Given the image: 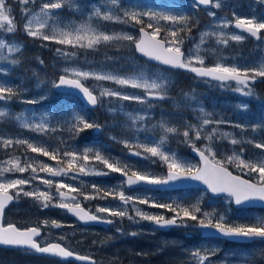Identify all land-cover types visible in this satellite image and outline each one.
<instances>
[{
    "label": "rangeland",
    "instance_id": "obj_1",
    "mask_svg": "<svg viewBox=\"0 0 264 264\" xmlns=\"http://www.w3.org/2000/svg\"><path fill=\"white\" fill-rule=\"evenodd\" d=\"M49 2H56V0H28L27 3H24V0H5V7L11 10L9 12V18L12 21V25L14 26V28L12 32H9V25L6 21L2 22L3 27H0V34L2 35L0 39H3L5 43V47L0 49V84L12 87L15 93V95H13L11 99L0 101V106H6L8 109V115L0 118V120L12 122L14 125L22 129H27L23 127L24 123L35 125L40 124L43 121L48 126L47 130L42 132L32 130L33 134L28 135V140L35 141L39 144H43L45 141H48L46 139L44 140L43 138H49V132L51 138L55 139L58 137V129L55 127L54 121L51 122V119L47 115H37V113L30 112L27 109L29 107L28 101H37V97L40 94L48 92V89L45 88L47 87V85L43 81H40L41 77H37L35 83L34 81H31V77H27L25 80H28L30 85L23 86L24 83H27L20 80L19 84L12 86L9 82H7V80H10V73L11 69L13 68L12 61L14 59L12 58L7 60L6 58L15 55H26V53H24V43L18 39H15L17 38V35H15L17 30L21 35L23 34L28 38L43 40L40 37H32L28 35L25 31V25L28 23L29 19H32V28L33 30H36L38 28L37 21H43L45 19L40 15V8L44 3ZM61 2L64 5L63 8L61 10H53V13L49 17H47V26L43 30V34L51 35L55 30L74 31L75 28L81 25H85L94 29L97 33L104 32L108 35H131L133 38L135 37V33L132 28L118 29L115 28L112 24L115 21H104L95 16L94 13L96 8L100 9L101 14H105L108 12L114 14L112 10V1L101 0V2H88L87 0H61ZM219 2L221 4L220 8H216L214 6L217 3V0L213 2L214 10H210L208 12L209 21L205 25H203V27H201L192 44L186 49L185 60L188 59L190 53L195 56L196 46L200 45L199 55L204 60L203 65L207 61H213V66H215L217 63H220L228 67H239L242 71L244 69L259 68L261 64H264V34L261 35V38L259 40L254 41L250 39V37H248L246 34L233 29L232 22L236 17H254L258 22L264 21V0H219ZM217 9L221 11L215 12V10ZM148 12L164 13L169 15L168 9H153L148 10ZM211 13H214L215 15H210ZM233 13H235V17ZM16 16H18L21 20L23 18L20 24H18L19 19H17V22L13 21ZM148 21L155 26V28L151 30L152 32L157 27H159V23L162 20L148 19ZM226 22L231 26L223 27V24ZM262 32H264V30H262ZM204 33H208V35L203 37L202 42L201 37ZM221 33L224 34V38L228 39L227 44L218 42L217 38ZM86 35L91 36L92 33H87ZM231 35H243L244 39L239 42L233 41L230 39ZM168 41L170 42V40ZM48 42L59 44L54 40H48ZM127 42L128 40H112L107 43L102 42L94 48L81 47L79 44L63 45L67 48L76 50L77 52H79V55H73L74 57H70L69 54L68 56H64L65 52L62 53V51H60V53L58 54L54 53V56L56 58L52 62V67L56 74L61 73L85 82L90 87V89L94 91L100 98L101 108L105 114L109 116H113L116 113L121 114L127 119V121L130 123L129 125L131 126L134 125L132 119L129 118V114H131L132 117H135L137 115L144 117L142 121L136 122L134 126L138 130V128H142L144 126L143 122L152 115V104L150 103L151 97L147 96V91L141 88L121 86L110 80L96 79L95 76L99 74L111 73L121 77L142 75L149 81L153 79H163L167 83V87L165 90H167L172 85L175 76L171 72L160 67L156 68L143 61H137L134 58L135 54L133 50H131L126 45ZM83 43L86 44L87 39H85ZM114 44L117 45L116 48L120 52L119 54H115V49L113 48ZM229 44H241L246 47L252 46V55L247 59L222 57L220 54L222 50L220 51V48L226 47ZM99 45L106 46V51L103 53L105 58H112L114 60L121 61V68H124V64H126L122 61L130 62V67L132 68L131 73H120L116 70L110 69L109 65H111V63L106 64L103 59L92 60L86 58V53L95 51V49H97ZM9 46L18 47L19 50L15 52H9ZM31 51H33V49ZM122 51H124L125 54L121 53ZM70 54L73 53L70 51ZM28 58L29 60L31 59L30 57ZM118 66L119 65H117L116 67L118 68ZM192 66L196 67L201 65L194 62ZM33 68L35 71L37 70V67H35L34 65ZM74 70L80 72H88L92 75H90L88 78L77 77L74 74ZM47 76H50V74H47L46 77ZM54 80L55 79H52V84L54 83ZM238 87L242 86L237 85L236 83L234 85L226 84L222 85L221 89L229 90L233 94L240 95L246 98H250L252 96V94L244 95L242 92L237 91ZM247 87L251 89L250 84ZM105 90L119 91L122 94H127L130 96L136 95L146 97V102L140 104L135 101L118 100L115 97L101 96V93ZM244 91H247V88L244 89ZM251 92L253 93L252 89ZM67 96L71 97V95ZM11 103H15V105L20 106L18 109H14L10 105ZM193 110L194 112L198 113L193 114L191 118H183V121L181 120L173 124L172 126L165 124L167 127H175L178 129V133L167 134L166 142L163 146V150L166 153H176L177 156L184 162L197 166V161L193 157L178 152V146L174 144H172V148H170L169 142H179V144H181V148H179V151H184L185 148H190L191 145L184 141L182 135L183 131L188 125H194L199 128L204 119H209L212 122L210 123V129L213 130V128H215L216 131L221 133V137L223 139L221 140L219 136L214 135L213 139H215V142L213 140L211 141L215 145H212V150L216 153V160H218V158H223L224 156H231L233 152L240 154L235 150L234 145L230 142L232 139L236 138L228 128V126H230L229 123H226V121L222 120L219 115H215V117H212L213 115L211 114L205 116L203 114L204 112H201V107L199 106H193ZM109 125L114 126V121H111ZM150 127V131L154 132V134H149L146 135L145 138L131 141L130 143L135 142V147L131 150L127 147L124 149L126 158L129 159H123V163L133 165L134 167L137 166V172H139L140 174H152L151 170L153 168L150 166V163L155 159H159L158 157H145L143 155L136 156L131 154L136 151H139L141 153L144 152L143 148H139L137 146L138 144H149V146H152V141H159L160 137L164 135V131L161 126L158 127L157 125H151ZM224 133H228L229 136L224 137ZM179 136L181 137V139H179ZM8 139H12L14 147H18V145L15 144V140H25V137L22 135L17 136L9 131H1L0 147L7 146L3 143V141ZM204 140L206 141V143L203 144ZM198 141L199 144L197 143ZM207 143H209V141L207 142L206 139H203L202 134L201 139L195 141V144L198 148H203ZM8 147L9 146H7L6 148ZM242 157L246 161H258L264 159V154L248 156L246 158H244V156L242 155L241 158ZM33 161L37 162V169L32 167L34 164ZM17 163L19 164V166L25 167L26 171L23 173L16 171L15 166ZM29 165L31 166V170L29 169ZM45 165L56 170L64 169L69 174L67 176H52L49 173L41 171L43 161H40L36 155H30L25 152L20 153L19 155L7 156L3 160L0 159V181L7 182L16 179H30L31 183L22 186L23 191L48 192L52 197L51 201L48 202L49 206L44 207L41 200H37L34 197L25 196L23 195V193H21L20 195L23 201L13 205L9 209L8 213V218H12V216H14V214L16 213L29 211L24 208L21 209L20 206H25L26 204H37V222H40V224L46 229L47 232L46 235H44V238H50L54 236L61 241H64L65 243L72 244L73 246L83 241L86 236L90 235H93L95 239L106 238L107 241L105 243H102L104 248H106V251L105 253H103V255L109 259L117 261V263L124 261L126 264H133L135 262L137 264H264V241H254L242 246L224 245L222 239L219 238L213 241H202L198 244H190L185 238H183V236L174 235L181 233L182 229H188L187 227L180 226L173 229L172 232L166 233V235L168 236H155L154 239L159 240L160 243L153 246L151 245L152 243H149V245L151 246H137L136 241L132 238L138 237L139 232L153 233V230L144 227L142 228L141 226H139V224L141 223H150V221L143 220L137 215V211L149 215H154V211H149V208L147 207L151 206L153 202L163 204L173 201H175L176 203L187 201L192 204H196L197 201H199V206H201L202 212L217 214L214 219L218 218L219 215H223L226 223H239L246 225H251L257 220H264V213L259 210L249 211L246 209L243 210V208H234L230 205V199L225 197L213 198L202 190H199V192L194 196H192L191 194H186L185 196L181 194H173L170 196H156L142 191L125 192L122 189L123 185L121 186V181L115 178V175L118 172L111 171L106 166L105 168L101 169L96 166L81 164L77 167V169H69L66 165ZM80 167L85 168L84 173L79 172ZM33 168L36 170L35 172L32 171ZM8 169L12 170L8 171ZM101 172L106 174H97ZM87 178H92L94 181L100 180L108 181L111 183V187L116 191L117 202L114 204H106L102 201L98 202L94 207V212L100 213L98 212L99 208H109L112 210L125 211L126 215L123 217V220H126L127 218L129 219V217H131V219L127 221L126 225L128 233H126L125 235L119 233L116 236L115 231L119 230L117 227V223L114 224L112 226V229L109 231L98 230L92 227H84L78 224L76 221L68 220L62 213H59L58 210L53 208L54 205H59L61 203H81L78 199H76L75 201L60 200L58 197V191L62 190L63 188H60L58 190L56 188V184L61 183L64 185H68L69 181H82L83 179ZM47 179L52 180V185H46L43 183V180ZM10 190H14V192L17 191V189ZM66 190L68 189L66 188ZM119 192H124L126 196H131L133 200H137L138 205H131L132 201H130L128 204H123L118 199ZM55 197L58 198V201L55 199ZM145 199L149 201L148 204L139 203L140 200ZM140 204L147 206L140 207ZM107 215H109V213H107ZM119 218L121 220V217ZM53 221H55L56 223L53 224ZM196 232L197 231L194 230H185L184 234H196ZM133 233H135V235H132ZM151 239V237L148 238V240ZM133 251L136 252L135 254L139 257H134L135 260H129V258H131L129 254ZM196 251H199L202 256H207V260L201 262L199 260V257L195 256L194 254ZM18 255H20L19 252L11 259H0V264H29L22 262L18 258ZM148 255H152V257L147 259L146 257H148ZM159 255L162 256L158 257Z\"/></svg>",
    "mask_w": 264,
    "mask_h": 264
},
{
    "label": "snow or ice",
    "instance_id": "obj_2",
    "mask_svg": "<svg viewBox=\"0 0 264 264\" xmlns=\"http://www.w3.org/2000/svg\"><path fill=\"white\" fill-rule=\"evenodd\" d=\"M28 0H24V3H27ZM113 4L116 3V0H112ZM212 0H193L194 5H209ZM63 3L61 0H56V2L44 3L40 8V15L45 19L43 21H37L38 28L33 30L32 23L33 20L29 19L28 23L25 25V31L28 35L32 37H40L41 39L48 41L54 40L62 45H75L79 44L81 47L94 48L100 43H107L112 40H128L133 41L134 38L131 35H108L104 32H96L89 26L81 25L74 29V31H64V30H55L51 35L43 34V30L47 26V17H49L53 10L63 8ZM138 6V5H135ZM216 8H220L221 4L219 0L214 5ZM11 10L5 7V0H0V27H3L2 22H7L9 27L8 31L12 32L14 26L12 25V21L9 18V12ZM95 16L104 20V21H118L121 23H130L135 21L138 24H142L141 17L146 16L149 20H163L170 22L172 24L181 25V29L183 30V26H186L188 23V18L185 16H176V15H168L164 13H156V12H135V11H124L121 15H114L111 12L101 14L99 8L95 10ZM27 15V13H26ZM210 15H215L211 13ZM235 17V13H233ZM229 23H224L223 27H230ZM235 28L239 29L242 33H247L252 37L260 38V33L264 30V21L258 22L254 17H236L235 18ZM148 28H152L153 25L149 23L147 25ZM160 32L159 28H156L152 32L145 31L144 27L140 28V39L134 41L135 48L138 52L144 54L145 56L160 61L165 65H169L177 68H186L191 72L197 74L200 77H211L214 80L220 81L222 84L225 82L235 81L237 85L242 87H238L237 91L242 92L244 95H251V89L247 86L250 83H254L257 77H264V64H261L259 68L252 69H244L243 71L239 67H228L224 66L220 63H217L214 67H195L192 66L193 63H199L203 65L204 60L199 55L200 45L196 46V55L193 56L191 53L187 60H185V54L181 51V46L183 40L180 36H178L177 32L173 31L170 33L173 38L172 41H165L158 39L157 36ZM75 33V35H74ZM87 33H92L91 36L86 35ZM208 35V33L202 34V42L203 37ZM87 39V43H83V41ZM218 42L227 44L228 39L224 38V34L221 33L217 38ZM230 39L233 41H242L244 39L243 35H231ZM5 47V43L3 39H0V49ZM18 47L9 46V52L18 51ZM59 51V49L57 50ZM13 64L17 63V61H12ZM42 63V61H41ZM67 71V70H66ZM74 74L77 77L88 78L90 73L88 72H80L75 71ZM96 79L102 80H110L114 81L116 84L121 86H129L133 88H141L147 91L149 97H154L156 99L163 100L165 99L164 90L167 87V83L163 79H153L149 81L144 78L142 75L140 76H128L121 77L118 75H114L111 73L99 74L95 76ZM55 87L62 86H72L78 89L85 98L86 102L92 106L97 105L98 97L93 95L88 88L84 87L80 82V79H69L66 76H61L59 78L58 83L54 84ZM247 88V91L244 89ZM15 95L12 87H5L3 84H0V101H6L11 99V97ZM101 96L115 97L118 100L125 101H135L137 103L143 104L146 102V97L136 96V95H127L122 94L119 91H111L105 90L101 93ZM28 103H36V101H28ZM111 110V109H110ZM242 111L247 110V106L244 105L241 108ZM203 112V109H201ZM8 115V109L6 106H0V118H3ZM129 118L132 119L133 125L135 126L136 122L142 121L144 117L135 116L132 117L129 114ZM75 123L72 125V128L77 132L82 131L84 129L89 128H99V125H95L93 123H89L81 116H74ZM212 123L209 119H204L199 128L194 125H188L183 131L182 135L184 141L189 143L193 150L198 153L200 159L203 161V166L198 167L196 165L186 163L181 158L177 156L176 153H166L163 150V146L166 142L167 134L170 133H178V129L175 127H167L165 124H161L163 128L164 135L160 137L159 141H152L151 145L149 144H138L139 148H143L144 152L141 153L139 151L133 152L131 154L136 156H145V157H158L160 160L166 163L167 165V175L165 177H154L151 173L148 174H140L139 172H133L131 176H128L127 171L125 170L127 166L120 167L114 163H109L108 158H104L97 151L94 155V159L98 162H102L108 169L114 172L122 173L126 177V184L129 187L135 185H151V186H162L169 185L176 182H184L188 180L200 181L207 186L208 189L211 190L212 193H227L230 197H234L235 204L241 205L245 201H249L252 199H260L264 201V159L258 161H246L241 158L243 155V150H241L240 154L233 152L231 156L226 157L223 161L216 160V153L212 150L211 141L213 140V134L216 132V129L213 128L212 133H209L206 137H204L209 143H207L203 148H197L195 141L201 139V134L204 126ZM219 123V122H217ZM82 125L83 127H79ZM237 127H241L240 125H236ZM24 128L29 130L42 132L47 130V124L43 121L40 124H29L24 123ZM194 134V135H193ZM224 137L229 136L228 133L223 134ZM233 145L240 144L241 141L232 139L230 141ZM3 143L7 146H11L13 144L12 139L4 140ZM16 145H27L29 149H31L34 153L42 152L44 156H50L47 150L35 147L28 140H15ZM126 147L131 149L132 145L128 141H124ZM255 147L261 150H264V143H257ZM207 153V154H206ZM65 158H70L68 163V168L73 169V161L77 160L76 152H65ZM53 159H56L55 156H52ZM83 159L87 161L89 159L87 153L83 156ZM226 164H235L237 168H240L241 171L247 170L249 173H258L259 174V184H253L249 180H244L240 176L233 175L232 172L228 170L225 166ZM29 167H31L29 165ZM12 169H8L11 171ZM15 170L21 173L26 171L25 167L19 166L17 163L15 166ZM33 172L36 170L33 168ZM41 171L49 173L52 176H67L69 173L64 169H53L48 167L47 165L42 166ZM79 172L84 173L85 168L80 167ZM100 175L106 173H97ZM31 183V180L28 179H16L7 182L0 181V214L3 213V210L6 204L12 201L15 197H18L21 193L28 197H34L37 200H41L43 202L44 207H48V202L51 201L52 197L48 192H26L23 191V187L26 184ZM43 183L46 185H52V180L47 179L43 180ZM68 185H64L61 183L56 184V188L59 190L60 188H66ZM10 189H17L15 194H10ZM73 191H75L73 189ZM61 199H75V197H67L65 193H59ZM105 197L112 195L111 192L104 193ZM87 198V197H85ZM114 198H117L114 196ZM118 199L123 204H128L130 201H133L131 196H126L124 192L118 193ZM141 204H148L149 201L147 199L140 200ZM58 207L64 208L69 212L75 214L82 221H100V217L97 215H91L83 212V209L80 207L79 203H75L74 205H70L68 203H61L57 205ZM156 207L165 208L172 211L175 215L172 218H165L164 216H156L149 215L146 213H142L137 211V215L143 219L150 222H153L158 227H168V226H189L187 224L188 220L196 221L195 227L199 229H207L215 232L217 235H222L229 238H234L236 240H248L255 241L261 240L264 241V220H257L255 223L251 225H236L232 226L225 222L224 216L219 215L218 218H215L217 214L210 212H203L201 218H198L197 213H201V208L199 206V201L196 204H193L189 207H185L182 205H174L171 203H163V204H155ZM98 212L100 213H109L111 216L121 217L123 218L126 215L125 211L120 210H112L109 208H99ZM131 219V217H129ZM111 223V220L107 221ZM56 222L53 221V224ZM59 226V225H57ZM40 235L39 228L31 227L26 229H20L16 227L14 224H8L6 227L0 225V245L25 248L34 250L37 253L41 254H51L58 257H72L74 255L73 252L67 250L62 247L60 244H47L46 246H41L36 237ZM132 235H135L133 233ZM195 256L199 257L201 262L207 260V256H202L199 251H196ZM81 260H90L89 257H78Z\"/></svg>",
    "mask_w": 264,
    "mask_h": 264
},
{
    "label": "trees",
    "instance_id": "obj_3",
    "mask_svg": "<svg viewBox=\"0 0 264 264\" xmlns=\"http://www.w3.org/2000/svg\"><path fill=\"white\" fill-rule=\"evenodd\" d=\"M144 2L148 4L147 7L152 6L155 9H159L161 7L168 8L172 10L170 11L171 15L185 16L188 18V23L186 26H183V30H180L181 25L172 24L167 21H165L162 26H159V36L161 38L172 41L173 38L171 37L170 33L175 31L177 32L178 36L182 38V45L184 46V48L190 45L191 42L195 39L196 34L199 30V25H204L209 20L208 16L205 13H202V15L199 17V9H196L194 6L184 0L137 1L138 4H142ZM131 5L132 0H119L118 8L120 15L124 11H135L143 13L141 8L130 10ZM143 17H141L142 24H138L135 21L132 22L136 23L134 24L136 26L147 27L148 22L145 20L146 17ZM18 19V24H20L21 19ZM15 35H17L18 40L24 41L23 35H21L18 30L16 31ZM26 40H28V42L26 43L27 47H29L30 49L27 48L26 52H24L26 53V55L15 56L13 58V61H17V63L13 64V68L11 69L10 73V80H7V82H9L12 86H15L19 84L20 80H22L23 82L27 83H24L23 86H27L30 85L28 80H25L27 77H31V81H34V83L36 82L37 77H41L40 81H43L47 85V87L45 88L48 89V92L40 94L37 97L36 103H31L29 108L27 109L31 112L47 114L52 120L57 121L59 123L57 124V126L59 127V135H57L58 137L56 139L50 138L43 144H39L35 141L28 140V135H32L33 131L29 132L25 130H19L24 133L25 140H28L35 147H40L47 150L49 153H51L50 156H44L42 152L34 153L27 147V145L23 144L18 145V147H14L13 143L12 149L15 150L16 153H21L22 151H24L27 154L36 155L40 161H43V166L45 164H58V166H68L70 158H65L64 153L76 152L77 160L73 161V169H77V167L81 164L96 166L103 169L105 168V165L102 162H98L94 159V155L98 151L102 157L108 158L109 163H114L120 167L127 166L125 170L130 173L137 172V166L134 167L133 165L123 163V159L126 158V154L124 153V149L126 148V146L122 141H128L130 143L131 141L139 140L146 135L154 134V132L150 131L151 125H157L159 127L161 126V123H163L172 126L173 124L181 120L183 121V118L189 119L193 114L198 113L194 112L193 106L201 107L205 116L211 114L213 115L212 117H215V115H219L222 120L230 124L228 128L233 133L236 140L241 141L240 144L234 145V148L239 153H241V150H243L244 158L248 156L264 154V150L255 147V144L257 143H264L263 77L256 79L254 83H250V87L253 90V93L250 98H246L240 95L233 94L229 90L221 89L222 86L219 83L199 79L188 70L176 71V79L174 81V84L169 89L164 91L165 99L160 100L154 97L150 99V103L152 104V115L143 122L144 126L142 128H138L137 130L134 126L128 125L129 122L121 114L116 113L113 116H109L103 112L101 106L96 110L86 109L82 107V105H80L73 97L67 98L62 94L55 93L52 89V79L56 78V73L52 67V62L56 58L54 56V53L58 54L60 49L64 47L39 39ZM251 47L252 46L246 47L241 44H229L226 47L220 48V51L222 50L220 54L222 57L227 58L247 59L252 55ZM32 49L33 51H31ZM58 49L59 51H57ZM71 51L74 55H79L75 50ZM121 53L124 54L123 51ZM27 56L31 59L29 60ZM111 61L112 63H114L113 66L111 65V67H116L118 61L112 58ZM126 64L131 65L130 62H126ZM33 65L37 67L36 71L34 70ZM47 74H50V76L46 77ZM4 86L8 87L7 85ZM244 105L247 106L246 111L241 110L242 106ZM74 116H81L89 123L99 125L101 127L100 131L96 133L94 127L77 132L72 128V125L75 123L73 119ZM111 121H114V126L109 125ZM236 125H240L241 127H237ZM210 126V124L204 126L202 130L203 139H205L204 137H206L209 133H212V129H210ZM79 127L82 128L83 126L79 125ZM5 128L8 130L14 129L12 126L4 122H0V131ZM214 135L219 136L220 139L223 140L220 132L216 131L213 136ZM179 139H181L180 136ZM213 141L215 142V139H213ZM134 143H130L132 145L131 149L135 147L136 144ZM197 143L199 144V141ZM204 143H206L205 140L203 141V144ZM172 144L178 146L177 148L179 151V148H181V144H179V142L177 141H171L169 142L170 148H172ZM211 144L215 146L212 142ZM179 152L181 154L189 155L188 148H185L184 151ZM86 153L89 157L87 161L83 159V156ZM6 155L7 153L5 152V150H2L0 147V159L8 156ZM52 156H55L56 159H53ZM226 157L228 156L218 158V160L223 161ZM33 163L34 164L32 167L37 169V162L33 161ZM150 166L153 168L151 170L153 176H161L166 169V164L159 159H155L154 161H152L150 163ZM225 166L234 173L241 174L248 179L260 183L258 173H249L247 170L241 171V169L237 168L235 164H226ZM115 178L119 179L117 177V174L115 175ZM66 188L72 191L74 189L75 191H73V193H75L77 198L82 201V204L84 206L89 207L91 210H94V207L98 202L102 201L104 203L111 204L115 203L117 199L114 198V196L117 197L116 191L113 190V188L111 187V183L108 181H91L84 179L81 181V183H70ZM108 192H111L112 195L105 197L104 193ZM142 192H146L151 195L156 194L157 196H170L172 194L149 190H142ZM178 193H181V195L183 196H185L186 194H191L192 196H194L198 192L194 190H184ZM170 203L174 205H182L185 207L193 205L192 203L187 201H183L180 203H176L175 201H173ZM155 204L158 203L153 202L151 206L140 204V207L147 206L149 209L154 211L153 213L156 216L171 217L175 215L169 209L156 207ZM246 210L251 211L253 209ZM259 211L264 213V211L262 210ZM202 213V211L201 213H197L198 218H201ZM27 217L29 216L18 213L15 214V218L12 219V221L17 223L18 225H22L23 223H25V218ZM122 221L126 224L125 220ZM193 222L195 223L196 221H187V223ZM227 224L232 226L241 225L239 223ZM150 237L152 239L148 240V238ZM132 238L136 241V245H140L141 247L143 245L153 246L160 243L159 240H155L154 236L150 234H141L140 237ZM96 241H92V238L87 236L84 241L79 242L76 246H74V248L81 253L87 252L90 249H94V256L97 259L96 264H118L117 261L109 259L103 255V253H105L106 251V248H104L102 243L106 242V238L98 239ZM144 241L146 242V244L143 243ZM149 243L152 244L149 245ZM228 243L231 244L228 241H225L223 244L227 245ZM135 253L136 252L133 251L129 254V256L139 257ZM14 255H17V251L0 248V259H11ZM162 255H159L158 257ZM151 257L152 255H148V257L146 258L148 259ZM18 258L21 261H30L32 259L29 254L18 255ZM46 261H49V263L51 264H76L55 259H48L45 256H37L38 263L46 264ZM120 264H125V262L121 261Z\"/></svg>",
    "mask_w": 264,
    "mask_h": 264
},
{
    "label": "water",
    "instance_id": "obj_4",
    "mask_svg": "<svg viewBox=\"0 0 264 264\" xmlns=\"http://www.w3.org/2000/svg\"><path fill=\"white\" fill-rule=\"evenodd\" d=\"M193 1V0H192ZM201 8H210V7H212V4L210 3L209 5H199ZM235 21H233V23H232V27L234 28V29H236V30H239V29H237V28H235ZM145 31H147V30H145ZM240 31V30H239ZM148 32V31H147ZM247 34V33H246ZM140 36H141V34H140V29H139V38L137 39V40H139L140 39ZM250 36V35H249ZM251 38H253V39H255V40H259V39H257L256 37H252V36H250ZM158 39H161V38H159V37H157ZM161 40H163V39H161ZM134 48H135V43H134ZM135 51H136V53L137 54H139L140 56H142V57H144L145 59H147L148 61H150V62H153V63H156V64H160V65H162V66H165V67H168V68H171V69H178L177 67H172V66H169V65H165V64H163L162 62H160V61H157V60H154V59H151V58H149V57H147V56H145L144 54H142V53H140V52H138L137 50H136V48H135ZM183 52V51H182ZM207 68V67H206ZM61 76H65V75H59V77H58V79H57V81H56V83H58V81H59V78L61 77ZM67 78H69V79H75V78H72V77H68V76H66ZM206 78H208V79H212L211 77H206ZM212 80H214V79H212ZM81 82V81H80ZM55 83V84H56ZM82 83V82H81ZM83 84V83H82ZM83 86L84 87H86V88H88L87 86H85L84 84H83ZM54 89L55 90H57V91H60V92H69V93H74L75 95H77L80 99H81V101H82V103H83V105L85 106V107H88V108H96L97 106H98V103H97V105H95V106H92V105H90V104H88L87 102H86V100H85V98L83 97V94L78 90V89H76V88H74V87H72V86H62V87H55L54 86ZM89 89V88H88ZM90 91V90H89ZM93 94V93H92ZM93 95H95V94H93ZM99 130V128H97V131ZM190 154H192L194 157H196L197 158V160L199 161V166L198 167H202L203 166V161L200 159V157H199V155H198V153L197 152H195L194 150H193V148H191L190 149ZM228 170L230 171V172H232L229 168H228ZM128 174V176H131V174L130 173H127ZM232 174L233 175H237V176H240L242 179H244V180H249L251 183H253V184H259V183H256V182H253L252 180H250V179H248V178H246V177H244V176H242V175H240V174H236V173H233L232 172ZM166 175H167V171H166ZM120 177H122L123 179H124V184H125V186L127 187V188H134V187H145V188H149V189H157V190H175V189H181V188H199V189H202V190H204L208 195H210L211 197H216V198H218V197H222V196H226V197H229L230 199H231V205L233 206V207H236V208H258V209H263L264 210V201H262V200H260V199H252V200H249V201H245V202H243L241 205H236L235 204V199H234V197H230L227 193H212L211 192V190L210 189H208L207 188V186L205 185V184H203L202 182H200V181H193V180H188V181H184V182H176V183H172V184H169V185H162V186H151V185H144V184H140V185H135V186H132V187H129V186H127V184H126V177L122 174V173H120ZM60 192H63V193H65V195L67 196V197H74L71 193H69V192H66V191H60ZM59 192V193H60ZM11 194V193H10ZM60 196V195H59ZM15 201V198L12 200V201H10V202H8L7 204H6V206H5V208H4V210H3V213L2 214H0V225H3V226H7L8 224H3V216H4V211H5V209L11 204V203H13ZM82 209H83V212H85V213H88V214H91V215H94V214H92V213H90V212H88L84 207H82V206H80ZM64 209V208H63ZM64 210H66V209H64ZM67 211V210H66ZM67 213L71 216V217H74L75 219H77L80 223H82L83 225H101V226H103V227H107L108 226V224H110V223H108L107 221L108 220H111V219H102V218H100V221H82V220H80L75 214H73L72 212H69V211H67ZM112 221V220H111ZM9 224H13V223H9ZM15 225V224H14ZM16 226V225H15ZM151 226L152 227H154V228H161V229H169L170 227H173V226H168V227H158V226H156L154 223H152L151 224ZM175 226V225H174ZM17 227V226H16ZM29 228H31V227H29ZM37 228V227H36ZM198 228V227H197ZM20 229H26V228H20ZM199 229V228H198ZM199 232H200V234L202 235V236H204V237H221V238H224V239H226V240H229V241H233V242H241V243H249V242H253V241H248V240H236V239H234V238H229V237H225V236H222V235H217L215 232H212L211 230H207V229H199ZM40 234H41V231H40ZM37 238V237H36ZM255 241H257V240H255ZM48 244H59V243H56V242H50V243H48ZM47 245V244H46ZM46 245H42V246H46ZM61 245V244H60ZM62 246V245H61ZM0 247H4V248H18V247H12V246H6V245H0ZM63 247V246H62ZM23 249H25V248H23ZM28 250H31V249H28ZM68 250V249H67ZM31 251H34V250H31ZM38 254H41V253H38ZM43 255H49V256H54V257H58V256H55V255H51V254H43ZM78 257H81L80 255H78V254H76V253H74V255L72 256V257H59V258H63V259H69V260H78V261H83V262H86V263H93L94 262V260L92 259V258H90V260H81V259H78ZM82 257H86V256H82Z\"/></svg>",
    "mask_w": 264,
    "mask_h": 264
},
{
    "label": "flooded vegetation",
    "instance_id": "obj_5",
    "mask_svg": "<svg viewBox=\"0 0 264 264\" xmlns=\"http://www.w3.org/2000/svg\"><path fill=\"white\" fill-rule=\"evenodd\" d=\"M213 10V9H212ZM205 13V11L203 10V9H201V8H199V17L202 15V13ZM215 12H218V10H215ZM201 27V26H200ZM200 27H199V29H200ZM212 62L213 61H207L204 65H201V66H203V67H214L213 66V64H212ZM200 67V66H199ZM258 78H260V77H257V79ZM199 79H202V80H210V79H207V78H204V77H200L199 76ZM263 79H264V77H263ZM212 82H214V80H211ZM214 83H219V81H217V82H214ZM233 84H234V82H232ZM231 83V81L230 82H225L224 84H232ZM219 84H222V83H219ZM232 84V85H233ZM34 222L36 223V226H37V215L35 216V218H34ZM202 241H210V239L209 238H204V237H202L200 234H199V242H202ZM225 242V241H224ZM235 244H239L240 246H242V245H245V243H240V242H236ZM35 264H37V263H35Z\"/></svg>",
    "mask_w": 264,
    "mask_h": 264
},
{
    "label": "bare ground",
    "instance_id": "obj_6",
    "mask_svg": "<svg viewBox=\"0 0 264 264\" xmlns=\"http://www.w3.org/2000/svg\"><path fill=\"white\" fill-rule=\"evenodd\" d=\"M221 238V237H220ZM221 239H223V240H225V241H227L226 239H224V238H221Z\"/></svg>",
    "mask_w": 264,
    "mask_h": 264
}]
</instances>
